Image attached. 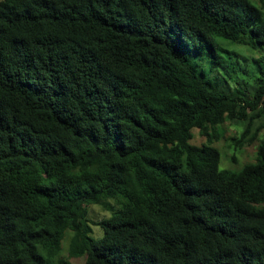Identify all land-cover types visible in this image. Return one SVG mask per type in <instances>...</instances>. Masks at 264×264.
<instances>
[{
	"label": "trees",
	"instance_id": "trees-1",
	"mask_svg": "<svg viewBox=\"0 0 264 264\" xmlns=\"http://www.w3.org/2000/svg\"><path fill=\"white\" fill-rule=\"evenodd\" d=\"M78 258L264 264V0L0 1V264Z\"/></svg>",
	"mask_w": 264,
	"mask_h": 264
},
{
	"label": "rangeland",
	"instance_id": "rangeland-1",
	"mask_svg": "<svg viewBox=\"0 0 264 264\" xmlns=\"http://www.w3.org/2000/svg\"><path fill=\"white\" fill-rule=\"evenodd\" d=\"M1 1V0H0ZM224 48L229 50L232 54L234 53L235 59L238 61V65L242 68L249 69L253 59H257L262 56L261 53L250 49L249 47H244L241 45L233 44L229 41L222 42ZM237 78L239 81L242 79L240 72H238ZM241 82V81H240ZM251 84V82H249ZM219 133L222 135L221 139L215 141L213 146L216 147L220 152V163L219 168L223 171L228 172H237L244 165L252 164L255 162L256 150L258 142H255L253 145L245 146L242 150H234L231 138L237 137L241 131L240 126H236L231 123H225L223 126L219 127ZM193 139L192 144L201 146L205 144V139L201 137L197 130H193ZM232 158H235L236 162H232ZM118 210L115 207L114 212L104 211L101 207L90 205L89 206V220L90 221H99L104 219H109L116 211ZM102 231L99 227H93L92 239L94 242L101 236ZM71 238V232L67 231L65 233L64 239L62 241V250L60 255L64 258L67 257L68 244ZM83 258L71 259L72 264H82Z\"/></svg>",
	"mask_w": 264,
	"mask_h": 264
}]
</instances>
